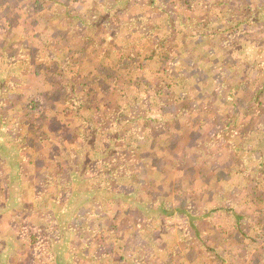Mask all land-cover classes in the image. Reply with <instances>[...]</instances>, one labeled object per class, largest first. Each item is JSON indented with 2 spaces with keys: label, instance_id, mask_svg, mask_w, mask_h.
<instances>
[{
  "label": "rangeland",
  "instance_id": "obj_1",
  "mask_svg": "<svg viewBox=\"0 0 264 264\" xmlns=\"http://www.w3.org/2000/svg\"><path fill=\"white\" fill-rule=\"evenodd\" d=\"M256 78L264 0H0V264H264ZM76 97L135 119L102 133Z\"/></svg>",
  "mask_w": 264,
  "mask_h": 264
},
{
  "label": "trees",
  "instance_id": "obj_2",
  "mask_svg": "<svg viewBox=\"0 0 264 264\" xmlns=\"http://www.w3.org/2000/svg\"><path fill=\"white\" fill-rule=\"evenodd\" d=\"M113 6H114V4H113ZM109 7H111V6H109ZM240 10L243 12V9H240ZM92 14H93L92 11L87 10V12L83 15L84 17H81V18H83L82 21H81L82 27H86L87 28V25H86L87 22H84L86 20L85 16H90ZM191 21L189 22V25H192L193 21L192 22ZM177 23L181 24L182 22L178 21ZM173 24L168 26L172 33H174L175 26H176L175 24L174 25ZM184 24L185 23H183V25ZM235 24H237V23H235ZM239 25H240V23H239ZM153 26H154V28H153ZM158 27H160V26L159 25H152V27L148 28V30H146V32H148V34H149L150 32H152L153 29L158 28ZM193 28L199 29L198 26H194ZM234 29L236 30V28H234ZM227 30H228L227 28H222L219 31L222 32V34H224ZM97 31L98 30L94 29L93 30V34H95V35H93L92 32H91V35L92 36H97L98 34L103 35L105 33V32H102V31L97 33ZM167 34L169 35V32H167ZM202 35H207V34H205V30L202 32ZM92 36H89V37H92ZM145 38H146V36H145ZM221 40H222V38H221ZM167 42L168 41H167L166 36H163V35L160 36V37L159 36H154L153 38H151L149 48L147 46L146 47L142 46L141 48L136 49V48H134V46H136V44H132L131 45V47H132L131 52H126V51L125 52H121L120 55H116L115 52H113L115 54L113 59L115 61V64L118 65V69H121V67H123V66H126V67H123V69L131 68L132 65L135 63V62H132L131 60H135L138 56L139 57L142 56L143 58H141V61L145 62L146 64L148 62H152V61L153 62H158V64H162V61L169 56L168 54L170 53V49H171L170 45H168ZM110 46H112V44H110ZM164 46H165L166 49H164ZM142 50H144V52L140 53V51H142ZM188 55H189V57H193L191 52H189ZM104 57H106V56H103V58ZM209 57H210V54H208L206 51H204L199 56V58L201 60H204V59L207 60ZM138 63L140 65H138V66L134 65V69H140V67H142L143 63H140V62H138ZM260 66H261V64H260ZM157 72H159V70H157ZM256 77H259V76L256 75ZM248 79L246 78L245 82H247ZM256 79H257L258 85L262 86L263 89H262L261 92L258 91L253 96H251V99L254 102L257 101L256 103H258V102L262 101V100H260L261 99L260 96L262 95L263 90H264V84H263L264 83V78L263 79L262 78H260V79L256 78ZM137 81H138L137 82V84H138L142 80L138 79ZM116 82H117V80L113 82L114 85H116ZM188 84L185 85V89L183 90L184 94L183 95L182 94L179 95L180 98L183 99V100H187V97L190 95L189 94L190 90H192V91L195 90V88L192 87L193 85L191 83L189 85ZM165 86L166 85L163 82H159L155 92L153 94L150 93V92H148V93H149L150 96L153 95L154 97H156L157 95H159L160 92L164 91V87ZM167 87H169L168 84H167ZM78 96H83V95L80 94ZM120 97L121 98H125V96H123V97L120 96ZM190 98H191V96H190ZM70 101L73 102V103H71V106L73 108L79 109V108L84 106V108L86 109V112L89 113V117H93V118H91V120H88L89 126L92 127L93 125L97 124L96 126L100 129V131H102V133H105L106 131L109 130L107 127H111L112 128V127H117L119 125L122 126L124 122H126V121H130L131 122L132 120L135 119V118H133V112L127 111V113H126L125 109H127V108L123 109L122 105H119V103L117 102L116 99L113 100L110 103L109 102H104L102 104V107H104L103 111H100V115L98 116V118L96 117L95 119H94V117H95L96 114H94L95 112H92L93 111L92 107L95 104H92V101H90L89 99H85L84 101H82V99L80 97H76L75 99L72 98V99H70ZM129 103L133 104V102H127L125 104V107ZM139 117H142V116L140 115ZM145 120L148 121L149 118H145ZM107 125H109V126H107ZM81 127H82V130L85 129L84 124H82ZM257 164L258 165L260 164V165L264 166V159L263 160H258ZM261 182L264 183V177L261 178ZM185 212H187V214L189 213L186 210H185ZM232 217L234 219V225H233V229H231V231L229 232V236L233 235L236 232L243 233V223H244L245 215L242 214V213H237V214H235ZM250 227H252V226H250ZM250 230H253V228H251ZM247 235H249V234L246 233L245 236H247Z\"/></svg>",
  "mask_w": 264,
  "mask_h": 264
}]
</instances>
